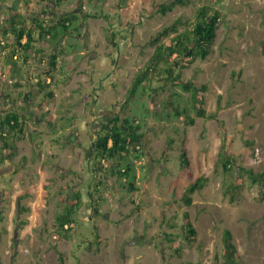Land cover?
Instances as JSON below:
<instances>
[{
  "label": "rangeland",
  "instance_id": "obj_1",
  "mask_svg": "<svg viewBox=\"0 0 264 264\" xmlns=\"http://www.w3.org/2000/svg\"><path fill=\"white\" fill-rule=\"evenodd\" d=\"M170 1L66 0L58 8L48 3L55 18L65 10L77 12L80 2L86 13L98 15L81 22L80 37L70 39L75 50L64 39L67 52L49 76L40 73L46 62L30 60L26 67L19 57L15 73L9 50L1 48L12 36L0 35V92L24 117V136L12 139L13 148H0V264H221L224 229L231 231L244 264H264V185L260 199L239 168L264 170V0L214 5L222 21L212 50L182 76L207 87L205 110L215 117L192 112L191 125L172 117L174 106L188 98L180 88L143 92L122 107L153 52L151 37L178 18L191 23L199 6L211 5L185 0L165 15L157 12ZM41 7L39 0H0V27L18 9L30 18ZM38 75L53 99L32 85ZM4 104L0 98V110L6 111ZM115 115L142 124L144 153L115 161L114 169L102 163L98 170L90 144L99 125ZM222 157L231 160L228 172ZM126 163L133 168L134 191L115 175ZM198 176L206 177L205 184L186 206L184 189ZM97 181L102 185L94 192ZM70 188L81 191L82 203L70 236L58 240L54 217ZM184 213L196 231L192 242L183 236Z\"/></svg>",
  "mask_w": 264,
  "mask_h": 264
},
{
  "label": "trees",
  "instance_id": "obj_2",
  "mask_svg": "<svg viewBox=\"0 0 264 264\" xmlns=\"http://www.w3.org/2000/svg\"><path fill=\"white\" fill-rule=\"evenodd\" d=\"M40 4L52 3L54 6L61 7L66 0H39ZM221 0H211V5L203 4L199 6L191 23L184 22L181 18L176 19L173 23L163 26L149 40V45L154 49L148 61L135 74L131 86L127 89L126 98L122 107H126L133 99L141 93L146 92L148 96L157 94L159 91L164 92L170 88H180L182 92L188 94V98L184 106H174L179 104L171 102L173 108V116L181 120L186 125L193 124L195 118L191 116L192 112H196L197 117L214 118L215 114H207L205 110V93L207 87L205 85L196 86L195 80L192 78L184 79L182 72L190 68L197 60H205L214 44L216 31L222 21V13L214 5H217ZM185 0H171L168 3H161L157 12L165 15L171 12L177 5H184ZM27 6V5H26ZM25 9V8H24ZM77 12L66 11L61 12L59 16L55 15L48 18V10L40 8L39 11L32 14V19L26 21L23 12H14L5 20L7 28L4 34L10 33L11 38L5 39L2 42L1 48H7L10 52V60H12V69L17 73L15 55L20 57L23 66H28L30 60L39 62L42 65L41 75L49 76L58 66V59L66 54V48H62L64 39L70 45L71 50H75V39L80 37L81 22L89 18L98 17L92 12L86 13L82 8V2L77 7ZM178 27H183L182 31H178ZM116 33L113 31L111 38H114ZM70 43V39L74 38ZM109 41L114 45L112 39ZM74 41V42H73ZM72 47H74L72 49ZM61 48V49H60ZM71 50L69 52H71ZM29 70V68H28ZM29 76V72L25 70ZM39 76V77H38ZM32 85H36L43 96L48 100L54 98L48 87L40 80L38 75ZM16 85L20 86V82L16 80ZM153 83L155 85L153 86ZM180 93H174L172 96H181ZM25 98L29 97L25 95ZM220 123V122H219ZM24 117L20 111H9L0 114V148H13L12 139L24 136ZM142 124L132 116L121 119L119 116H113L102 122L95 131L96 137L90 144L91 163L98 170H102V163H108L114 169L115 161H127V158L132 157L139 159L143 156L141 132ZM94 132V131H93ZM223 132V131H222ZM221 162V167L224 172L230 171L231 160L224 159ZM181 167H188V158L185 148H182L180 155ZM240 170L245 171L251 183L258 189V197L262 199L264 185V170L254 172L250 168L239 166ZM114 173V171H112ZM133 168L129 163L121 165L115 171V175L119 178H124L127 187L130 191L135 190V176ZM206 181L205 176H198L189 183L183 192L182 201L186 206H190L192 195L201 189ZM239 186V181L234 182ZM102 185L100 181L94 183L91 189L98 192V188ZM83 195L80 190L70 188L63 197V208L60 213H57L55 219V230L58 240L67 239L70 236V231L76 223L75 215L80 209ZM20 197L16 200V205L19 212L25 211L26 208L20 206ZM183 236L188 242L195 239V229L192 221L187 213H184L182 218ZM100 241V238H96ZM175 253L179 251L174 248ZM221 264H244V261L239 254L234 242L233 236L229 229H224L222 234V247L220 251ZM218 261V259H217Z\"/></svg>",
  "mask_w": 264,
  "mask_h": 264
},
{
  "label": "flooded vegetation",
  "instance_id": "obj_3",
  "mask_svg": "<svg viewBox=\"0 0 264 264\" xmlns=\"http://www.w3.org/2000/svg\"><path fill=\"white\" fill-rule=\"evenodd\" d=\"M45 5H47V6H45ZM42 6H43V7H41L42 9H47L48 10V15L46 17L47 18V21H48V18L54 16L53 15L54 11H53V9L51 7H49L48 3H43ZM18 11L25 13V10L23 11V9H21V10L18 9ZM32 18L33 17H30L29 18V16H25L26 21H28L29 19H32ZM6 28L4 26L3 27H0V35L1 36L4 34V31H5ZM16 56H19V55H15V57H14L15 59L18 58ZM20 64H21V66L23 65L22 60H21V63ZM15 76H16V74H15ZM2 93H3V91L1 89L0 98L2 99V102L5 103L4 105H6L9 108L6 111L1 109L2 111L0 110V114L6 113V112H9V111H12V110L18 111V109L16 108L17 107L16 106L17 104H13V102L10 100V96H8L7 94H2ZM25 100H28V99L25 98ZM20 113H22V112H20Z\"/></svg>",
  "mask_w": 264,
  "mask_h": 264
}]
</instances>
